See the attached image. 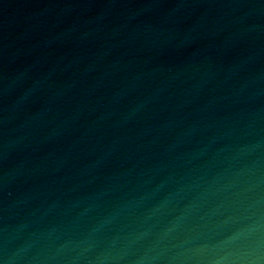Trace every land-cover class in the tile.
<instances>
[{
  "label": "water",
  "instance_id": "1",
  "mask_svg": "<svg viewBox=\"0 0 264 264\" xmlns=\"http://www.w3.org/2000/svg\"><path fill=\"white\" fill-rule=\"evenodd\" d=\"M0 264H264V0H0Z\"/></svg>",
  "mask_w": 264,
  "mask_h": 264
}]
</instances>
